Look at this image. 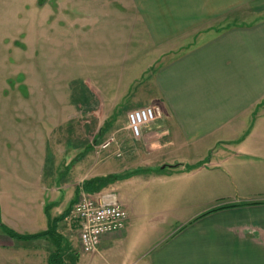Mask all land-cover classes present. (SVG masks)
<instances>
[{"label": "crops", "instance_id": "obj_1", "mask_svg": "<svg viewBox=\"0 0 264 264\" xmlns=\"http://www.w3.org/2000/svg\"><path fill=\"white\" fill-rule=\"evenodd\" d=\"M122 1L135 18L130 32L143 50L157 51L148 94L161 117L142 128L124 155H109L105 171L95 172L96 165L81 172L84 161L74 163L68 181L65 172L52 181L41 171L44 129L37 157L5 158L0 139V264L72 257L68 210L84 181L105 175L119 178L96 193L109 190L123 206L122 187L148 176L165 185L169 206L185 194L182 208L203 212L165 232L140 260L129 222L104 234L88 256L77 235L75 264H264V0ZM242 7L255 15L240 17ZM11 141L16 152L25 150L24 141ZM21 162L22 169L8 166Z\"/></svg>", "mask_w": 264, "mask_h": 264}, {"label": "rangeland", "instance_id": "obj_2", "mask_svg": "<svg viewBox=\"0 0 264 264\" xmlns=\"http://www.w3.org/2000/svg\"><path fill=\"white\" fill-rule=\"evenodd\" d=\"M244 7L240 17L255 15ZM130 17L133 11L128 12L122 0H0V139L11 144L3 142L5 158L37 157L44 129L41 171L52 181L65 172L68 181L75 177L76 164L84 161L81 172L96 165L95 172L105 171L109 155L120 157L132 139L138 142L127 113L153 104L149 88L159 60L155 49L143 50L138 36L130 32L135 19ZM159 112L149 125L158 122ZM11 140L24 141L25 150L16 152ZM33 140L32 150L28 144ZM8 166L22 169L25 164ZM164 186L146 176L144 182L122 187L128 197L122 198L130 242L137 244L131 251L136 248L138 260L165 232L203 212L183 209L185 194H176L177 203L169 206ZM64 222L74 229L69 236L72 257L63 252L60 262L75 264L79 227L68 218ZM100 263L108 264L103 259Z\"/></svg>", "mask_w": 264, "mask_h": 264}, {"label": "built area", "instance_id": "obj_3", "mask_svg": "<svg viewBox=\"0 0 264 264\" xmlns=\"http://www.w3.org/2000/svg\"><path fill=\"white\" fill-rule=\"evenodd\" d=\"M159 114V108L150 105L128 111L130 132L135 137L141 136L142 128L154 121ZM109 143L106 142L105 146ZM67 218L79 225L81 250L92 253L97 250L104 234L124 228L128 215L115 193L108 191L91 194L81 188Z\"/></svg>", "mask_w": 264, "mask_h": 264}, {"label": "trees", "instance_id": "obj_4", "mask_svg": "<svg viewBox=\"0 0 264 264\" xmlns=\"http://www.w3.org/2000/svg\"><path fill=\"white\" fill-rule=\"evenodd\" d=\"M117 178H119L118 175H105V176L93 177V178H90V179L84 181L83 184H82V186H81V188L83 190H85L86 192L94 193V192H97V191L101 190L102 188H104L105 186H107L108 183L113 182V180H116ZM70 208H69V210H70ZM69 210H68V212H69ZM213 210H215V209H211L208 212H211ZM9 233L11 235H13V236H18L19 237V235H17L13 231H9ZM37 235L38 234H34L32 236H37ZM56 255H57V253H55L54 255L51 256V261L55 262V264H63L62 262H60V260H58L56 258Z\"/></svg>", "mask_w": 264, "mask_h": 264}, {"label": "water", "instance_id": "obj_5", "mask_svg": "<svg viewBox=\"0 0 264 264\" xmlns=\"http://www.w3.org/2000/svg\"><path fill=\"white\" fill-rule=\"evenodd\" d=\"M163 167H164V166H163ZM163 167H162V168H163Z\"/></svg>", "mask_w": 264, "mask_h": 264}]
</instances>
